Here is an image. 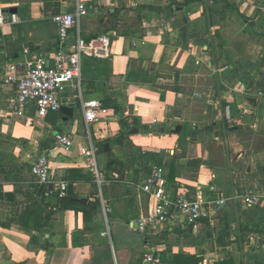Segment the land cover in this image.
I'll list each match as a JSON object with an SVG mask.
<instances>
[{"label": "crops", "instance_id": "crops-1", "mask_svg": "<svg viewBox=\"0 0 264 264\" xmlns=\"http://www.w3.org/2000/svg\"><path fill=\"white\" fill-rule=\"evenodd\" d=\"M78 2L88 13L67 44L77 33L106 34L111 49L107 59L83 58L82 98L109 111L87 124L68 94L61 106L70 116L59 109L38 117L32 104L12 109L10 67L21 73L25 50H57L53 15ZM0 7L19 19L0 25V261L140 264L147 246L135 227L148 196L138 184L163 164L170 191L224 200L198 222L150 234L167 263L264 264V204L242 199L264 189V0H0ZM56 133L70 134L72 144L49 155V182L39 184L31 166L53 149ZM90 147L101 184L85 164ZM58 179L77 204L52 208Z\"/></svg>", "mask_w": 264, "mask_h": 264}, {"label": "built area", "instance_id": "built-area-1", "mask_svg": "<svg viewBox=\"0 0 264 264\" xmlns=\"http://www.w3.org/2000/svg\"><path fill=\"white\" fill-rule=\"evenodd\" d=\"M88 10L83 2H78L73 12L55 13L53 21L57 28L58 48L50 56H32L25 50L21 61V73L14 66L7 74L5 82L13 86L8 98L12 109L22 108L25 104L35 107L36 115L44 117L49 112H58L63 104L64 95L67 102H81L85 123L91 124L102 119L109 111L99 99L82 98V60L83 58H109L110 39L106 34L84 39L77 33L74 42L67 44L70 30L78 25L80 18L87 15ZM15 13L0 7V25L6 22H18ZM53 149L41 154L31 166V175L39 184H48L49 155L60 149H68L72 137L66 133H56L53 138ZM59 152V151H58ZM95 149L86 151L85 164L93 179L101 184L105 180L103 172L98 168L94 157ZM165 167L155 165L150 173L138 184L139 189L148 196L146 212L139 216L135 230L141 234L147 246L140 264H169L160 255V249L151 240V233H164L172 227H185L188 223L198 222L208 216L217 206L224 203L223 199L189 198L179 191L167 189L164 180ZM68 181L58 179L51 185V191L59 198L67 196ZM100 204L104 213L110 211L107 203L101 198ZM247 205L264 204V189L248 191L242 195ZM108 234L103 232L102 235ZM200 264H210L203 260Z\"/></svg>", "mask_w": 264, "mask_h": 264}, {"label": "trees", "instance_id": "trees-1", "mask_svg": "<svg viewBox=\"0 0 264 264\" xmlns=\"http://www.w3.org/2000/svg\"><path fill=\"white\" fill-rule=\"evenodd\" d=\"M38 190H37V193L38 194H45L46 192V188L43 186V185H38ZM73 204H77L76 202H74L71 198H67V197H63V198H60V199H57L55 200V202H53L51 205H52V208L54 209H58V208H66L70 205H73ZM42 208H40V206H37L36 210L33 212L34 215H38L40 210ZM49 217V213H46L45 214V219H47ZM45 247V246H44ZM179 259V258H178ZM183 259H185V261L187 262H196L199 258L198 257H184ZM180 264V262H178Z\"/></svg>", "mask_w": 264, "mask_h": 264}, {"label": "water", "instance_id": "water-1", "mask_svg": "<svg viewBox=\"0 0 264 264\" xmlns=\"http://www.w3.org/2000/svg\"><path fill=\"white\" fill-rule=\"evenodd\" d=\"M8 12L10 13H13L15 12V9L12 8V9H8ZM60 111L65 114L66 116H70L71 115V112H72V108H69L67 106H61L60 107ZM135 131H130V133H134V132H137L136 129H134ZM86 199L82 198V199H78V201H85ZM46 230V229H44ZM0 264H11V262L8 260V259H4L2 261H0Z\"/></svg>", "mask_w": 264, "mask_h": 264}, {"label": "rangeland", "instance_id": "rangeland-1", "mask_svg": "<svg viewBox=\"0 0 264 264\" xmlns=\"http://www.w3.org/2000/svg\"><path fill=\"white\" fill-rule=\"evenodd\" d=\"M49 117H50V116H49ZM48 119H49V118H47L46 123H51V124L54 123V119L51 120V121H49ZM51 132L53 133V132H54V129H52ZM150 167H151V166H148V168H150Z\"/></svg>", "mask_w": 264, "mask_h": 264}]
</instances>
